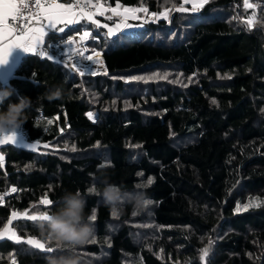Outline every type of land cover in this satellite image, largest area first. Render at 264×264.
Masks as SVG:
<instances>
[{
  "label": "trees",
  "instance_id": "1",
  "mask_svg": "<svg viewBox=\"0 0 264 264\" xmlns=\"http://www.w3.org/2000/svg\"><path fill=\"white\" fill-rule=\"evenodd\" d=\"M119 2L137 6L139 0ZM161 3L146 0L150 12L162 11ZM251 12L243 0H209L197 13H174L170 23H150L127 38L105 39L104 29L91 25L87 30L99 39L88 47L101 51L107 75L80 77L63 65L24 57L8 82L0 81V91L12 93L0 111L30 98L22 127L27 142L42 146H0V194L18 189L0 206V229L12 219L21 237L44 241L33 226L39 221L13 218L12 211L31 214L33 204L43 210L38 202L47 193L51 213L65 192L79 191L85 212L97 213L96 243L77 249L81 264H200L209 238L207 264H264V206L235 212L237 203L264 201V27L248 31L233 19ZM257 12L264 16V6ZM78 29L83 32L77 26L48 39L62 42ZM157 72L168 79H131ZM57 88L61 99L48 100ZM149 177L154 182L142 188L153 201L150 215H133L125 205L113 217L88 191L102 190L105 182L137 191ZM46 247L55 250L5 239L0 264H11V256L16 264H47L48 256L70 254L53 243Z\"/></svg>",
  "mask_w": 264,
  "mask_h": 264
},
{
  "label": "snow or ice",
  "instance_id": "2",
  "mask_svg": "<svg viewBox=\"0 0 264 264\" xmlns=\"http://www.w3.org/2000/svg\"><path fill=\"white\" fill-rule=\"evenodd\" d=\"M207 3H209V0H162V11L150 12L149 8L146 6V0H139L137 6H124L119 0H116L114 6H112L108 0H0V65L8 63L9 57L14 49H21L24 53L53 61V57L48 55L44 47L45 37L48 35L49 31L53 33H64L69 25L79 24L81 21H86L99 29H106L107 31L104 33L105 39L117 36L118 33H125V38H127L126 29L142 27L143 23H156L161 19L170 23L172 14L198 12ZM189 4L191 8L186 7V5ZM261 6H264L261 0H255V2L243 0L244 9H252V12L243 18L237 14L233 19L241 23L248 31H251L257 25L264 27V16L258 15L257 12V9ZM108 13L111 14L109 15ZM141 13L143 15H140ZM97 16L104 17L108 21H113L112 26L106 23H100V21L95 18ZM130 21H142V23L134 25L130 23ZM76 32L78 33V39L77 36L71 34L66 38H62V43L67 45V51L65 52L67 59L54 62L63 64L70 73H76L80 77H85L86 75L96 76L101 71L103 74L107 75V69L101 58V51L92 49L89 54V48L84 43L87 39L98 40L99 37L93 36L89 30L80 33L78 29ZM113 43H119V39L113 41ZM48 47H51V45H48ZM74 57L75 60L73 59ZM84 61L91 64V71L85 72L80 69V63ZM168 75V73L161 74L157 72L151 76H134L131 79L142 80L144 82L158 79L167 80ZM212 102L216 103L215 100ZM87 116L90 120L95 122L93 112H88ZM47 123L49 125L52 124V120H48ZM61 131H63V129ZM16 141L17 137L15 134L0 136V145L11 144L17 146ZM99 146L100 142L98 141L95 147ZM24 147L32 151H36L37 149V145L34 143L24 145ZM49 147V144H43V148L47 149ZM134 147L138 148L141 147V145H135ZM66 150L72 152L77 151L75 146L71 148H67L66 146ZM2 160L3 156H0V161ZM138 175L142 176L143 173H139ZM153 182L154 179L149 177L146 184H137L136 187H147ZM94 190L95 186L89 188L88 191ZM10 191L14 193L17 192L18 189L12 187ZM7 194V192L0 194V204L3 203L4 196ZM38 203L44 206L43 210H41L37 204H33L32 208L36 209L35 212L29 214L28 210L23 213L13 210L11 215L13 218H21L33 222L46 220L54 201L45 193ZM261 206H264V201H261L259 198H251L243 205L237 203L235 212L238 214L243 211H248L250 208ZM113 217L116 216L113 215ZM92 218L93 221L97 220L96 210L93 212ZM11 225L12 219H9L7 225L0 229V241L7 239L16 244L23 243L31 246V248L39 249L47 253H52L55 250L53 247H46V244H52L51 241H42L41 239L31 236L23 238L17 231L21 226L16 225L10 227ZM33 226L36 227L35 224ZM90 243H96V239H93ZM213 244L214 241L209 238L208 244L203 249L199 250L200 264H207V257L209 256ZM109 246H111L110 242ZM55 248L59 249L60 247L55 246ZM162 251L163 250H161V252ZM10 260L11 264H16L14 256H11ZM185 264H192V261L187 260Z\"/></svg>",
  "mask_w": 264,
  "mask_h": 264
},
{
  "label": "clouds",
  "instance_id": "3",
  "mask_svg": "<svg viewBox=\"0 0 264 264\" xmlns=\"http://www.w3.org/2000/svg\"><path fill=\"white\" fill-rule=\"evenodd\" d=\"M12 93L7 90L0 91V106L8 101ZM62 91L57 88L47 94L48 100L61 99ZM30 98L22 97L16 103H8L7 109L0 111V136L6 135L22 127L28 122L27 110L32 106ZM92 188V187H90ZM90 194L98 195L111 215L120 216L124 213V206L130 205L132 214H151L153 201L141 187L140 190L127 192L120 187L105 182L102 190L95 187ZM87 201L79 192H65L60 199V206L48 214L46 220L39 221L36 227L40 237L51 241L54 246L69 250L67 256H48L47 264H81L77 249L89 244L95 239L96 228L93 221V212H85Z\"/></svg>",
  "mask_w": 264,
  "mask_h": 264
},
{
  "label": "crops",
  "instance_id": "4",
  "mask_svg": "<svg viewBox=\"0 0 264 264\" xmlns=\"http://www.w3.org/2000/svg\"><path fill=\"white\" fill-rule=\"evenodd\" d=\"M109 15L111 13H108ZM98 21H100V23H106L108 24L109 26H112L113 24V21H108L106 20L104 17H95ZM130 23L134 24L135 25V22L134 21H130ZM77 26H80L82 28L83 31L87 30V27H90L91 24L87 23L86 21H81V23L79 24H73V25H69L65 32L64 33H67L70 29H72L73 27H77ZM140 30V27H133L131 29H126L125 32H131V31H139ZM107 30L104 29V32H106ZM64 33H53L51 31H49L48 35L45 37V43L47 41H49V37L51 36H55V37H60L62 36ZM119 34V33H118ZM117 34V35H118ZM121 34H125V33H121ZM29 55H32V54H29V53H24L21 49H14L9 57V61L7 64L5 65H0V81L2 83H7L8 80L13 76L16 68L19 66V64L21 63L22 59L26 56H29ZM40 58V57H39ZM6 135H8V133H6ZM16 137H17V141L19 142L20 140H25L23 137H21L20 135L18 134H15ZM16 141V142H17ZM27 142V141H26ZM16 146V145H15ZM19 146V145H17Z\"/></svg>",
  "mask_w": 264,
  "mask_h": 264
},
{
  "label": "built area",
  "instance_id": "5",
  "mask_svg": "<svg viewBox=\"0 0 264 264\" xmlns=\"http://www.w3.org/2000/svg\"><path fill=\"white\" fill-rule=\"evenodd\" d=\"M100 17V16H99ZM152 22H148V23H143V27L150 24ZM82 33V32H81ZM77 39H78V35ZM92 39H87L84 43L88 46L89 42H91ZM48 45H51V47H48ZM79 46V45H77ZM45 47V51L48 53L49 56H53V57H58L61 60L62 59H67V57L65 56V52L67 51V45L63 44L62 42H55L53 40H49L45 43L44 45ZM89 48V47H88ZM91 52V49L89 48V54ZM35 56V55H34ZM39 57V56H36ZM102 58V57H101ZM75 60V57L73 58ZM103 60V59H102ZM104 63V61H103ZM105 68L107 69L106 65L104 64ZM80 69L82 71L88 72L92 70V66L89 62L84 61L80 63ZM103 75V72L101 71L98 75L96 76H100ZM8 134H18L21 137H23L24 139H27V134L26 131L23 129V127H20L19 129H16L14 131H10ZM8 194L4 196V201L2 204H0V206L4 205L6 203V201L15 194V192H7Z\"/></svg>",
  "mask_w": 264,
  "mask_h": 264
},
{
  "label": "rangeland",
  "instance_id": "6",
  "mask_svg": "<svg viewBox=\"0 0 264 264\" xmlns=\"http://www.w3.org/2000/svg\"><path fill=\"white\" fill-rule=\"evenodd\" d=\"M190 5V4H189ZM191 6V5H190ZM193 13H197V12H193ZM161 20H163V19H161ZM143 28V26L142 27H140V29H142ZM90 31V30H89ZM127 34H130V35H132V36H135L136 34H138L137 33V31H131V32H127ZM113 37H115V36H113ZM94 119H95V115H94ZM31 143H34V144H36L37 145V149L36 150H39V148L42 146L40 143H38V142H26L25 140H20L19 142L17 141L16 142V144L17 145H19V146H17V147H20V148H25L24 147V145H27V144H31ZM1 146V145H0ZM25 149H27V148H25ZM29 150V149H28ZM32 151V150H31Z\"/></svg>",
  "mask_w": 264,
  "mask_h": 264
},
{
  "label": "water",
  "instance_id": "7",
  "mask_svg": "<svg viewBox=\"0 0 264 264\" xmlns=\"http://www.w3.org/2000/svg\"><path fill=\"white\" fill-rule=\"evenodd\" d=\"M51 57H53V56H51ZM41 59H43V60H48V59H46V58H41ZM58 60H61V59L58 58V57H53V61H51V60H49V61L54 62V61H58ZM54 63H56V62H54ZM56 64H60V63H56ZM60 65H63V64H60ZM63 66H64V65H63Z\"/></svg>",
  "mask_w": 264,
  "mask_h": 264
}]
</instances>
